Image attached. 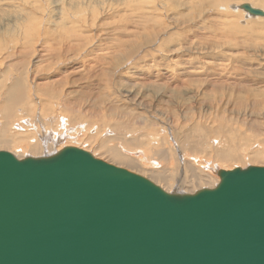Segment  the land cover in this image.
I'll use <instances>...</instances> for the list:
<instances>
[{
	"label": "rangeland",
	"instance_id": "obj_1",
	"mask_svg": "<svg viewBox=\"0 0 264 264\" xmlns=\"http://www.w3.org/2000/svg\"><path fill=\"white\" fill-rule=\"evenodd\" d=\"M213 2L0 0V104L6 87L22 71V65H25L24 73L26 67L32 65L37 57L36 50L43 44L46 49L53 47L56 50L49 56L44 55L39 65L34 64L48 70L44 73L50 75L51 72L55 75L59 69L57 77L46 81L52 82V89H56L52 92L62 96L55 98L53 94L48 97L49 94L40 93L41 86H35V80L29 75L26 78L22 72L28 88L25 100H29L27 105L30 103L32 114L28 113L29 110L25 113L19 109L20 114L21 111L24 114L17 112L9 127L18 132L22 128L16 131L15 123L26 118L25 121L32 124H25L26 129L22 130L24 139L45 137L46 141L52 142L49 137L53 138L55 133L66 135L62 141L52 143L51 148H40L35 153L6 146H0V149L22 158L49 155L59 148V144L73 145L107 162L154 179L157 168L148 167L145 157H149L148 160L154 159L161 166L157 174L171 172V175L184 178V184L171 182L170 187L164 180L149 178L170 192H193L218 182L217 169L212 170V178L199 182L193 178L191 171H195L199 163H193V170H188L192 165L182 161L181 155L186 147L191 152H198L197 157L201 160L207 157L205 161L209 159V168L213 163L223 169L264 165V97L260 95V92L264 93V22L238 15L235 6L239 8L241 3L234 0H231L233 9L229 8L228 15L224 19L218 18L209 5ZM255 4L264 7V1L255 0ZM51 36L58 37L59 41H53L52 45L43 43ZM31 52L36 56H29ZM15 63L17 65L12 66ZM36 75H40L34 78L36 83L46 82L41 79L42 73ZM36 90L39 93L36 94ZM65 96L70 105L80 108L79 113L73 115L71 110L58 107ZM114 124L127 128L117 132L113 130ZM199 131L210 136L208 140L215 138V133L226 137L229 139L226 143H234L240 158L223 163L208 146L193 151L191 143L197 142ZM187 139L189 145L185 144ZM111 150H121L134 157L140 155L143 161L133 162L135 158L132 157V165H128L129 162L121 164L112 159ZM254 150L262 151L257 161L250 156ZM160 151H165V157ZM196 171L199 172L198 168ZM202 174L208 175L206 172ZM171 175L166 174L168 177Z\"/></svg>",
	"mask_w": 264,
	"mask_h": 264
},
{
	"label": "water",
	"instance_id": "obj_2",
	"mask_svg": "<svg viewBox=\"0 0 264 264\" xmlns=\"http://www.w3.org/2000/svg\"><path fill=\"white\" fill-rule=\"evenodd\" d=\"M216 172L169 192L78 146L0 149V264H264V165Z\"/></svg>",
	"mask_w": 264,
	"mask_h": 264
},
{
	"label": "bare ground",
	"instance_id": "obj_3",
	"mask_svg": "<svg viewBox=\"0 0 264 264\" xmlns=\"http://www.w3.org/2000/svg\"><path fill=\"white\" fill-rule=\"evenodd\" d=\"M166 1V0H165ZM210 1H214L212 4L211 3H209V5H210V7H212V9H213V11H214V13L216 14H218L217 15V17L218 18H222V19H224L223 17H225V16H227L228 15V13H229V10L230 9H233L232 8V5H231V0H210ZM234 1H238V2H236V3H241V4H239V8H242L241 7V5L243 4V3H248L249 5H251L252 7H254V8H262L263 10H264V7H258L256 4H255V0H234ZM257 1H260V2H263L264 0H257ZM144 3V2H143ZM192 6V5H191ZM230 8V9H229ZM238 7H236L235 6V12H238V15H244L245 17H246V19L247 18H249V19H255L256 21H258V20H261V21H263L264 22V17H250V16H248V15H251V14H249L245 9H243L246 13H248V15H246L242 10H240ZM261 9V10H262ZM234 12V11H233ZM52 13V12H51ZM237 13H235V15H236ZM76 16V15H75ZM239 17V16H238ZM227 19V18H226ZM128 21V20H127ZM219 21V20H218ZM227 21V20H226ZM228 22V21H227ZM219 23V22H218ZM222 25V24H221ZM231 26V25H230ZM227 28H228V26H227ZM260 28V27H259ZM29 29V28H28ZM46 31V30H45ZM141 32V31H140ZM57 33H59V32H57ZM60 34V33H59ZM62 34V33H61ZM63 34H65V33H63ZM55 35V34H54ZM58 35V34H57ZM66 35V34H65ZM93 35V34H92ZM59 36V35H58ZM93 37V36H92ZM61 38V37H60ZM61 39H64V36H63V38H61ZM230 39V38H229ZM53 41H59V39H58V37H52L51 36V38H50V40H46V41H43V43H49L50 42V44L52 45L53 43ZM61 41V40H60ZM72 41V40H71ZM63 43V42H62ZM42 44V43H41ZM49 45V44H48ZM81 45V44H80ZM9 46V45H8ZM41 46V48H44V44L43 45H40ZM58 46V45H57ZM63 47H64V45H62ZM67 46V45H66ZM41 48H39V49H37L36 51H38V53H37V57L36 58H34L33 60V62L31 63L32 65H28L27 67H26V70H25V73H24V71H23V68H24V66L25 65H22V67H21V69H22V71H20V72H18L17 73V76H15V78L12 80V78H11V82H10V84L8 85V87H6V89H5V91H4V93H3V96H2V98H3V102L0 104V117L2 118V123H1V125H0V146H6V147H13V148H15L16 150H20V151H23V150H27V149H29L31 152H33V153H35V152H37L40 148H51L52 147V143H53V145L56 143V142H58V141H62V139L63 138H65L66 137V135L64 134V133H62V132H57V133H55V136L52 138V137H49L50 135H48V137H49V139L52 141V142H48V141H46V138L45 137H43V138H40V139H38L36 136V138L37 139H30V137H28V136H30V135H28L27 137L28 138H26V139H24V135H23V131L22 130H24V129H26L25 127V124L26 125H31L32 124V122H27V121H25V119L26 118H24V120H22V121H20V120H18V121H20L18 124L17 123H15V125L14 126H16V127H14V129H16V131H17V129H19V127H21L22 129L21 130H19L18 132H15V131H13L12 130V128H11V126L9 127V125L12 123V119H13V117L16 115V114H18L17 112H19V109L20 110H24V112L26 111L27 112V110H29V108L31 109V107L29 106L30 105V103L27 105V103L29 102V100H28V102H26V100H25V98H26V96H27V92H28V88H27V84H26V79H25V77H24V75L22 74V72L27 76L26 78H28V75H29V77H30V79L32 78V80H35V86H37V85H39V86H41L40 87V93H43L44 95L46 94V96H47V94H49V96L48 97H50V94H53L54 95V97L55 96H58V97H60L59 95H57V93L56 92H52V90H55L56 91V89H52V85H50L51 83L48 81H46V80H48V78H51V77H53V76H58V71H59V69H58V71L56 72V74L54 75V73L53 72H51V74L52 75H50L49 73H44V71L45 72H47L48 70H42L41 68H38V66L37 65H39V63H40V61H42V57L45 55H50V53H53L55 50H56V48H53V47H49V48H47L46 49V47L44 48V49H41ZM67 48H69V47H67ZM15 49V48H14ZM72 49V48H71ZM101 50V49H100ZM25 52V51H24ZM120 52V51H119ZM28 53H29V51H28ZM32 53V52H31ZM30 53V54H31ZM47 53H49V54H47ZM20 54V53H19ZM35 55V53H32L31 55H29V56H34ZM52 55V54H51ZM26 56V55H25ZM36 56V55H35ZM47 56V57H48ZM76 56V55H75ZM73 57V56H72ZM71 57V58H72ZM4 59V58H3ZM6 59V58H5ZM70 59V58H69ZM74 59V58H73ZM37 60V61H36ZM52 61H54V60H52ZM16 62V61H15ZM55 62H56V60H55ZM120 62V61H119ZM13 63V62H12ZM18 63V62H17ZM17 63H15V64H12V66H15V65H17ZM34 63H37V65H35ZM57 64V63H56ZM86 64V63H85ZM55 65V64H54ZM70 65V64H69ZM92 65V64H91ZM18 66H19V63H18ZM21 66V65H20ZM8 67V66H7ZM10 67V66H9ZM75 67V66H74ZM89 67V66H88ZM18 69V68H17ZM16 69V70H17ZM39 69H41V70H39ZM71 69V68H70ZM87 69H89V68H87ZM92 69V68H91ZM39 71V72H38ZM43 71V72H42ZM49 71H51V70H49ZM67 71V70H66ZM69 71V70H68ZM38 73H42V76H41V79L42 80H45L46 82H44V83H41V82H37L36 83V81H37V79H34L35 77H37V75L36 74H38ZM41 75V74H40ZM39 75V76H40ZM48 75H50V77H48ZM38 76V77H39ZM168 76V75H167ZM37 77V78H38ZM55 77V78H56ZM63 77V76H62ZM174 78V77H173ZM264 78V77H263ZM60 79V78H59ZM65 79V78H64ZM178 79H179V77L177 78V80L176 81H178ZM25 80V81H24ZM56 80V79H55ZM54 80V81H55ZM58 80V79H57ZM56 80V81H57ZM258 81V80H257ZM223 82H224V80H223ZM203 83V82H202ZM37 84V85H36ZM1 86H2V84H0ZM45 85V86H44ZM39 86H38V88H39ZM30 89V88H29ZM34 89H36V87L34 88ZM62 89V88H61ZM35 93L37 94V93H39L38 92V90H36L35 91ZM65 94V93H64ZM28 95H30V94H28ZM41 95V94H40ZM53 95H51V97L53 96ZM260 95H262L263 97H264V93H262V92H260ZM58 97H57V100H59L58 99ZM62 97V96H61ZM60 97V98H61ZM32 98V97H31ZM39 98V97H38ZM53 98V97H52ZM56 98V97H55ZM68 98H67V96H65L64 98H63V100L59 103V105H58V107H62V108H66V109H69V110H71L72 112H74L73 113V115H76V113H79L80 112V108L78 109V106H76L75 104L74 105H70V103H68L69 102V100H67ZM246 99V98H245ZM56 100V99H55ZM31 101V100H30ZM252 102V101H251ZM58 103V102H57ZM79 103V102H78ZM249 103V102H248ZM35 105V104H34ZM66 105V106H65ZM32 106V105H31ZM84 106V105H83ZM94 106V105H93ZM96 106V105H95ZM27 107V108H26ZM240 107V106H239ZM256 108H258L257 106H256ZM255 108V109H256ZM48 109V108H47ZM92 109V108H91ZM41 111H42V109H41ZM44 111V110H43ZM83 111H84V109H83ZM22 112V114H24V112L23 111H21ZM25 112V113H26ZM30 112V110L28 111V113ZM40 112V111H39ZM100 112V111H99ZM53 113V112H52ZM22 114H20V112H19V115H22ZM30 114H32L31 112H30ZM18 115V116H19ZM38 116V115H37ZM43 116V115H42ZM49 116V115H48ZM69 116V115H68ZM213 116V115H212ZM16 117V116H15ZM62 117V116H61ZM60 117V118H61ZM21 118V117H20ZM182 119V118H181ZM60 120V119H59ZM17 121V122H18ZM219 121V120H218ZM36 123V122H35ZM63 123H64V121H63ZM103 123V122H102ZM105 123H106V121H105ZM201 123V122H200ZM65 124H67V123H65ZM264 124V123H263ZM49 125V124H48ZM260 125V124H259ZM34 126H36V125H34ZM175 126V125H174ZM55 127V126H54ZM114 129L113 130H116L117 132L119 131L120 132V130H123V129H125V128H127V127H125V125H122V124H114L113 126H112ZM198 127V126H197ZM201 127V126H200ZM11 128V129H10ZM65 127H63V129H64ZM110 128V127H109ZM241 128V127H240ZM200 129V128H199ZM252 129V128H251ZM262 129H263V127H262ZM68 130H70L69 128H68ZM22 131V132H21ZM26 131V130H25ZM28 131V130H27ZM26 131V132H27ZM73 131V130H72ZM232 131V130H231ZM230 131V132H231ZM255 131V130H254ZM66 132V131H65ZM201 133V134H197V133ZM199 132H196V135H198L195 139L197 140V142H193V143H191L192 145H193V151L195 150V151H198L197 149H198V147H209L208 149H210V151H211V153H213L215 156H216V158L218 159V161H222L223 163L225 162V161H231V160H233V161H235V160H237V159H239L240 158V156L238 155L239 153H237L236 151H235V149H236V147H235V145H234V143L232 142L231 144H230V142L228 141V143H226L227 142V140H229V139H227L226 137L224 138L222 135H219V134H217V133H215V135H214V137L215 138H213V139H211V140H208V137H210V136H208L206 133H204V132H201V131H199ZM31 133V132H30ZM67 133V132H66ZM70 133V132H69ZM212 133V132H211ZM225 133V132H224ZM238 133V132H237ZM28 134H29V132H28ZM124 134V133H123ZM229 134V133H228ZM16 135H18L17 137H16ZM34 135H35V133H34ZM45 135V134H44ZM73 135V134H72ZM94 135V134H93ZM125 135V134H124ZM165 135V134H164ZM188 135V134H187ZM191 135V134H190ZM194 135H195V133H194ZM195 135V136H196ZM231 135V134H230ZM230 135H229V137H230ZM39 136H40V134H39ZM126 136V135H125ZM192 136V135H191ZM237 136V135H236ZM239 136V135H238ZM68 137V136H67ZM23 138V139H22ZM70 138V137H69ZM90 138V137H89ZM188 139H189V136L187 137ZM239 138V137H238ZM152 139V138H151ZM186 140L187 141V143H185L186 141H184L183 143H185L186 145L188 144L189 145V143L190 142H188L189 140ZM194 139V140H195ZM256 139V138H255ZM58 140V141H57ZM185 140V139H184ZM246 140V139H245ZM56 141V142H55ZM70 141V140H69ZM122 141V140H121ZM247 141V140H246ZM128 142V141H127ZM244 142V141H243ZM251 142V141H250ZM108 143V142H107ZM230 144V146H228V145ZM61 145V146H60ZM63 145H65V144H59V148H55V149H57V150H59V149H61L62 147H64ZM191 145V146H192ZM211 145V146H210ZM108 146V145H107ZM195 146V147H194ZM232 146H234V147H232ZM135 147V146H134ZM232 147V148H231ZM1 148V147H0ZM99 148V147H98ZM109 148V147H108ZM235 148V149H234ZM113 149V148H112ZM123 149H124V147H123ZM134 149V148H133ZM203 149V148H202ZM208 149H207V151H208ZM257 149H259V148H257ZM11 150H13V149H11ZM16 150H15V152H16ZM50 150V149H49ZM48 150V151H49ZM56 150V151H57ZM14 151V150H13ZM136 151V150H135ZM173 151V150H172ZM24 152V151H23ZM55 152V151H54ZM155 152H157V151H155ZM159 152V151H158ZM157 152V153H158ZM161 152H163V151H160V154H161ZM165 152V151H164ZM163 152V154H161L162 155V157L165 155V153ZM261 150H254L253 152H252V154L250 155L254 160H258V158L261 156ZM110 154H111V156H112V159H116L118 162H121V164H123V162L125 163H128L129 162V164L128 165H132V163L133 162H136V160L138 161H143V160H141L140 158H141V156L140 155H138V156H136V157H134V156H129V155H125L121 150H119V151H117V150H111L110 152H109ZM126 153V152H125ZM138 153H139V151H138ZM142 153V152H141ZM205 154H206V152H204ZM96 154V153H95ZM131 154V153H130ZM143 154V153H142ZM146 154V153H145ZM145 154H143V155H145ZM167 154V153H166ZM173 154V153H172ZM197 154H199L198 152H197ZM197 154H196V152L194 153V152H191V150L189 151V150H187V147L185 148V150H183V152H182V161H186V162H188V164L190 163L191 165L194 163V165L195 164H198V170H199V172L198 171H196L197 170V168H196V170L194 171L193 169H192V167H193V165L190 167V169L188 168V170H193V171H191V172H193V173H191V174H193V178L195 179L196 178V180H198V182H199V180H202V179H208V178H210L211 176H213V174L211 175V173H213L212 172V170H214V169H218L217 168V166L213 163V165L211 164L210 166V168H209V166H208V161L207 160H209V159H207L206 161H205V159L207 158H205L204 160L202 159L201 160V158L200 157H197ZM202 153H200V155H201ZM22 155V154H21ZM101 155V154H100ZM156 155H158V154H156ZM169 155V154H168ZM159 157H160V155H158ZM170 156V155H169ZM168 156V157H169ZM180 156V155H179ZM128 157H129V159H128ZM132 157H133V159L135 158V161H133L132 162ZM161 157V158H162ZM165 157V156H164ZM166 157H167V155H166ZM167 157V158H168ZM202 157V156H201ZM208 157H209V155H208ZM239 157V158H238ZM18 158H19V156H18ZM21 158V157H20ZM145 158H147V160H146V162H147V164H148V167H152V168H157V170H155V171H157V172H159L158 171V163H157V161L156 160H148V158L149 157H145ZM173 158V157H172ZM191 158H195L194 160H192V161H190V159ZM203 158V157H202ZM157 159V158H156ZM160 158H158V160H159ZM169 159H171L170 157H169ZM187 159V160H186ZM260 159V158H259ZM163 160V159H162ZM168 160V159H167ZM174 160H175V158H174ZM173 160V161H174ZM253 160V161H254ZM170 161H172V160H170ZM165 162V161H164ZM185 162V163H186ZM240 162V161H239ZM238 162V163H239ZM228 163V162H227ZM242 163V162H241ZM254 163H256V162H254ZM119 164V163H118ZM143 165H144V162L142 163ZM161 164L162 165H164L162 162H161ZM169 164V163H168ZM171 164V163H170ZM176 164V163H175ZM182 165L184 164V162L183 163H181ZM134 165V164H133ZM172 165V164H171ZM178 164H176V166H177ZM200 165H201V168L202 169H200ZM147 166V165H146ZM155 166V167H154ZM184 166V165H183ZM182 166V168H184ZM197 166V165H196ZM145 167V166H144ZM147 167V168H148ZM161 167V166H160ZM159 167V168H160ZM165 167V166H164ZM167 167V166H166ZM169 167H170V165H169ZM188 167V166H187ZM162 169V168H161ZM164 169V168H163ZM172 169V168H171ZM204 169V170H203ZM208 169V170H207ZM225 169V168H224ZM130 170V169H129ZM151 170V169H150ZM153 170V169H152ZM160 170V169H159ZM165 170V169H164ZM187 170V169H186ZM172 171V170H171ZM152 173L154 172V171H151ZM157 172H155V174H156V176H155V174L153 175L154 176V179L152 178V177H149V178H151V179H153V180H164V182L166 181V185L167 184H169V186L168 187H170V184H171V182H178V185H179V182H180V184H181V182L184 184V181H183V179L184 178H181V177H179V175L178 176H176V175H171V172L170 173H166L167 175H171L170 177H168V176H166V174H164V175H161L162 173V171L160 172V173H158L157 174ZM176 172V171H175ZM174 172V173H175ZM189 172V171H188ZM202 172H206L208 175H204V174H202ZM164 173V172H163ZM177 173H178V171H177ZM217 173V172H216ZM151 175V174H150ZM184 175H185V173H184ZM187 175H188V173H187ZM186 175V177H188ZM190 175V174H189ZM218 175V174H217ZM174 176H176V177H174ZM192 176V175H191ZM184 177V176H183ZM192 178V177H191ZM212 178V177H211ZM214 178V177H213ZM190 179V178H189ZM215 179H216V177H215ZM186 180H188V179H186ZM185 180V181H186ZM214 180V179H213ZM219 180V175H218V178H217V181ZM208 181V180H207ZM206 181V182H207ZM210 181V180H209ZM216 181V180H215ZM211 182V181H210ZM156 183H158V182H156ZM208 183V182H207ZM217 183V182H216ZM161 185V184H160ZM165 185V184H164ZM184 186V185H183ZM189 186V185H188ZM163 187V186H162ZM166 187V186H165ZM196 187V186H195ZM170 192V191H169Z\"/></svg>",
	"mask_w": 264,
	"mask_h": 264
}]
</instances>
